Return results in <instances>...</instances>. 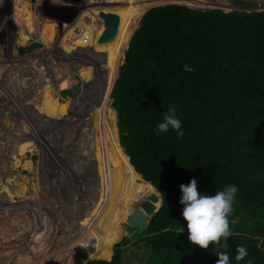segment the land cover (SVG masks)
<instances>
[{"label": "trees", "instance_id": "obj_1", "mask_svg": "<svg viewBox=\"0 0 264 264\" xmlns=\"http://www.w3.org/2000/svg\"><path fill=\"white\" fill-rule=\"evenodd\" d=\"M122 1L110 7L120 18L117 47L126 44L128 33L132 37L118 78L105 97L115 113L114 122L106 131H93L86 142L90 147L86 159L95 160L97 175V182L91 183L99 189L94 193L98 196L94 213L106 208L101 220L113 226L120 212L134 210L151 194L160 193L163 206L148 230L136 233L139 239L133 244L124 238L114 246L121 239L123 222L100 238L103 225L95 230L87 226L98 240L94 250L99 257L106 256L88 264H130L132 255L126 250L130 245L134 257L148 255L145 264H216L221 252L229 255V264H264V11L225 13L175 4L156 6L144 13L135 30L131 24H136V13L150 3ZM13 5L21 30L29 1L14 0ZM90 14L100 15L95 10L80 19V36L71 29L63 43L78 42L90 34L83 28ZM30 31L37 39H45L35 25ZM102 79L98 88L81 98L79 93L68 96L76 98L70 103L63 97L61 103L59 91L76 84L73 72L51 79L52 84L47 79L35 96L38 110L47 109L38 119L43 124L56 119L57 107L75 117L83 115L107 89V77ZM169 108L176 110L182 136L171 128L155 131ZM91 136L101 143L108 139L119 149L114 154L108 150L98 154ZM192 179L202 195H215L229 185L238 189L228 217L232 235L206 250L188 240L187 222L181 214L180 185ZM237 246L248 251L241 261L235 259Z\"/></svg>", "mask_w": 264, "mask_h": 264}, {"label": "rangeland", "instance_id": "obj_2", "mask_svg": "<svg viewBox=\"0 0 264 264\" xmlns=\"http://www.w3.org/2000/svg\"><path fill=\"white\" fill-rule=\"evenodd\" d=\"M28 1L29 8L19 30L14 19V0H0V264H88L103 258L94 250L98 240L93 239L89 228L95 230V226L103 225L105 229L99 233L100 238L116 228L118 222H123L121 239L114 246L124 238L132 244L139 239L137 230L125 224L133 212L130 208L120 212L113 226L101 220L107 214L106 208L94 213L98 197L94 193L99 190L91 183L97 182L95 160L86 159L90 149L86 142H90L91 133L106 131L105 127L114 122L115 113L109 109L105 97L124 64L132 33H128L127 42L121 47H117V35L100 44L99 39L106 30L104 19L90 14L84 22L86 28L83 27L90 34H84L81 41L63 43V36L71 29L80 36L77 26L88 13L97 10L99 14H110V7L119 6L123 1L90 4L87 0ZM249 1L251 4L246 5ZM139 2L150 6L136 13V24H131L135 30L144 13L156 6L175 4L225 13L264 11V0H242V4L236 0H221L218 4L211 0ZM34 25L42 29L44 40L33 36L30 28ZM104 62L108 64L106 67ZM65 72H73L76 84L59 91L61 103L63 98L69 103L75 100L68 98L72 94L80 96L94 91L105 76L108 87L98 103L83 115L68 117L69 112L57 107L56 119L43 124L38 117L47 109L38 110L35 96L45 80L51 83ZM116 124L119 133L118 118ZM95 139L92 141L98 154L104 150L114 154L119 149L106 142L108 139L105 143ZM25 184L27 192L22 200L21 189L26 188ZM144 200L147 199H141L135 209ZM162 206L163 203H156L157 209ZM126 250L132 255L130 264H145L148 255L134 257L133 245ZM89 254L90 261L86 258Z\"/></svg>", "mask_w": 264, "mask_h": 264}, {"label": "clouds", "instance_id": "obj_3", "mask_svg": "<svg viewBox=\"0 0 264 264\" xmlns=\"http://www.w3.org/2000/svg\"><path fill=\"white\" fill-rule=\"evenodd\" d=\"M169 128L175 130L178 135L181 123L176 118L175 108H169L159 123L156 132H167ZM237 187L229 185L225 190L218 191L215 195H202L197 190V181L192 179L187 185H180L181 196L179 203L183 205L182 217L187 222L188 240L201 249H208L210 244H219L221 238L225 240L232 235L230 231L229 215L233 212V201L237 193ZM227 247V244L224 245ZM236 261L243 260L248 251L243 246L236 247ZM216 264H229V255L221 252L217 254Z\"/></svg>", "mask_w": 264, "mask_h": 264}, {"label": "water", "instance_id": "obj_4", "mask_svg": "<svg viewBox=\"0 0 264 264\" xmlns=\"http://www.w3.org/2000/svg\"><path fill=\"white\" fill-rule=\"evenodd\" d=\"M100 15L104 19L106 30L100 37L99 43L105 44L107 41L114 39L115 35L118 33L117 31L119 29L120 18L115 13H102ZM87 101H90V99H88ZM158 202H160L161 204L163 203V199L160 193L151 194L147 200L141 202L140 208L133 210V212H131L126 218L125 224L127 225V227L132 230H137V234L139 235L148 230L149 226L153 222L154 216L160 210V208L157 209L156 207V203Z\"/></svg>", "mask_w": 264, "mask_h": 264}, {"label": "bare ground", "instance_id": "obj_5", "mask_svg": "<svg viewBox=\"0 0 264 264\" xmlns=\"http://www.w3.org/2000/svg\"><path fill=\"white\" fill-rule=\"evenodd\" d=\"M45 81H47V80H45ZM18 163V162H17ZM25 183L27 184V181H25ZM29 183V182H28ZM25 184V187L26 188H24V189H21L22 190V196L20 197V199L22 198V200H24V198L26 197V192H27V185ZM38 186V185H37ZM19 199V198H18ZM21 200V201H22ZM45 222V221H44ZM43 222V223H44Z\"/></svg>", "mask_w": 264, "mask_h": 264}, {"label": "built area", "instance_id": "obj_6", "mask_svg": "<svg viewBox=\"0 0 264 264\" xmlns=\"http://www.w3.org/2000/svg\"><path fill=\"white\" fill-rule=\"evenodd\" d=\"M214 4H218L221 0H211ZM225 2V0H223Z\"/></svg>", "mask_w": 264, "mask_h": 264}, {"label": "flooded vegetation", "instance_id": "obj_7", "mask_svg": "<svg viewBox=\"0 0 264 264\" xmlns=\"http://www.w3.org/2000/svg\"><path fill=\"white\" fill-rule=\"evenodd\" d=\"M79 95V94H78ZM79 97H81V95L79 96ZM79 99V98H78ZM87 99H84L83 101H86ZM72 116H74V115H72V114H69L68 115V117H72Z\"/></svg>", "mask_w": 264, "mask_h": 264}, {"label": "crops", "instance_id": "obj_8", "mask_svg": "<svg viewBox=\"0 0 264 264\" xmlns=\"http://www.w3.org/2000/svg\"><path fill=\"white\" fill-rule=\"evenodd\" d=\"M28 8H29V7H28ZM28 8H26V10H27ZM26 10H25V12H26ZM25 12H24V13H25ZM23 18H24V16H23ZM23 22H24V20H23ZM84 26H85V24H84ZM85 27H86V26H85ZM88 263H89V262H88Z\"/></svg>", "mask_w": 264, "mask_h": 264}]
</instances>
